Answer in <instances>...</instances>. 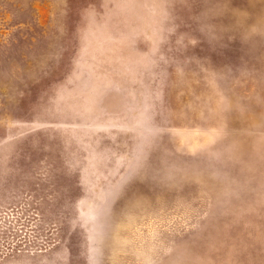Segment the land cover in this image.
Here are the masks:
<instances>
[{"label":"rangeland","instance_id":"1","mask_svg":"<svg viewBox=\"0 0 264 264\" xmlns=\"http://www.w3.org/2000/svg\"><path fill=\"white\" fill-rule=\"evenodd\" d=\"M0 264H264V0H0Z\"/></svg>","mask_w":264,"mask_h":264}]
</instances>
